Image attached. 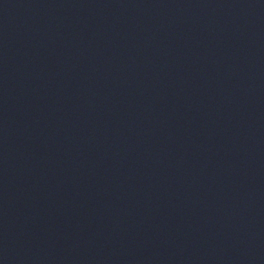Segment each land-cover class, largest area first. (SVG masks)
<instances>
[{
	"label": "water",
	"instance_id": "1",
	"mask_svg": "<svg viewBox=\"0 0 264 264\" xmlns=\"http://www.w3.org/2000/svg\"><path fill=\"white\" fill-rule=\"evenodd\" d=\"M0 264H264V0H0Z\"/></svg>",
	"mask_w": 264,
	"mask_h": 264
}]
</instances>
